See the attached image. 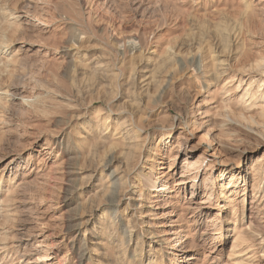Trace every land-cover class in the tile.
Here are the masks:
<instances>
[{"label":"rangeland","instance_id":"374dc122","mask_svg":"<svg viewBox=\"0 0 264 264\" xmlns=\"http://www.w3.org/2000/svg\"><path fill=\"white\" fill-rule=\"evenodd\" d=\"M255 4L256 12L246 14L241 0H0V264H24L45 253L49 260L40 264H78L80 254L82 264H122L124 255L118 254L116 245L134 213V238L141 242L143 260L137 258L135 264H149L153 256L152 264H230L234 242L230 230L249 225L247 218L242 221V197L232 195L229 200L236 203L219 212L224 205L220 193L226 192L218 183L215 187L207 183L213 195L209 214L200 225L192 222L195 217L187 225L193 214L189 210L178 223L181 206L191 202V186L185 195L177 190L186 156L176 157L172 148L180 139L198 144L209 132L191 163H198L212 138L226 144L212 147L211 153L235 162V178L264 161V120L252 124L232 115L239 126H226L222 108L230 98L221 85L209 89L219 97L215 108L198 107L195 96L210 69L192 66L187 59L199 43L218 41L240 27L251 31L248 50L264 56V0ZM19 15L24 18L13 19ZM170 48L179 53L175 67L157 69L169 65ZM228 51L222 46L217 50L224 66L226 60L233 64L238 58L237 48ZM157 81L161 86L167 82L165 95L155 94ZM10 89L16 90V102L4 95ZM139 103L148 142L127 174L125 157L109 150L103 140L110 141L115 132L111 121L116 110L128 111ZM239 106L243 110L233 107L235 112L246 115L248 107ZM107 117L109 131L102 128ZM209 159L211 164L214 159ZM9 163L17 168L14 183L4 172ZM205 174L210 178L209 172ZM122 176L128 182L141 181L142 186L124 188ZM115 181L121 185L112 205L106 195L114 190ZM156 182L159 190L168 183L171 193L152 191ZM240 185L239 193L243 180ZM251 185L249 177L247 190ZM208 191L192 201H206ZM108 212H113L115 231L105 232L100 225ZM161 214H166L164 219H158ZM179 224L184 226L182 235L189 236L185 247L191 250L178 252L177 261L166 240L177 239L170 234ZM248 238L255 245L253 255L263 254L255 255L252 264H264V244L250 233ZM158 240L165 242L163 262L150 248L157 247ZM134 248L135 243L128 249V262ZM190 257L194 259L188 261Z\"/></svg>","mask_w":264,"mask_h":264},{"label":"bare ground","instance_id":"6f19581e","mask_svg":"<svg viewBox=\"0 0 264 264\" xmlns=\"http://www.w3.org/2000/svg\"><path fill=\"white\" fill-rule=\"evenodd\" d=\"M241 1L245 7L244 10L246 14H253L256 12L257 4H258V3L255 4L256 0L255 1L254 0H241ZM260 1L261 0H259V2ZM23 18L24 16L19 15L13 19H16V20L18 19L19 21V19H23ZM250 36H251L250 30L248 29L246 30L240 27L238 33H233V34L232 32L225 33L222 35L221 38H218V41L208 40V41L199 43L197 48L194 49V51L189 52L187 54L188 55L187 59L188 61H190L192 66L197 64L199 66H203V68L210 69L208 76L205 78V86L204 87L202 86L201 92L198 91L195 96L196 101L199 102L198 107H205V108L207 107L208 109L215 108L213 105L217 104L216 100L219 97L217 95L212 96L211 94L212 91L211 90L209 91V89L212 87H217L218 85H221L222 86L221 91H223L224 94L228 93L226 98H230L228 100V103L230 105L225 104L224 107L222 108V116L226 120L225 124L226 126H230V127L239 126L238 123L235 122L231 118L232 115H236V119L244 120V121L246 120L247 123H252V124H256L257 121L264 120V56H255L253 55L252 51L248 50L247 42L248 41L252 42V40L249 39ZM251 44L252 43H250V45ZM221 46L228 49L229 53L231 52L232 47L237 48L239 50L238 54L236 55V57H238L237 60H235L236 57L234 59H231V60H235L233 64L231 63V61L226 60L227 63H226V66H224L225 63L218 60L217 57H219L220 54L217 52V50L220 49ZM167 55H168L167 59L169 61V65L163 64V65L156 67L157 69H169L170 67L172 68L175 67L179 53L170 48L168 49ZM160 82L161 81L159 82L157 81L156 84ZM233 83L236 84L235 90H232L230 86ZM157 85H158V89L161 87L162 88L158 90L156 86L155 94L158 93L160 96L165 95L168 88L166 89V86L164 85H167V82L166 83L164 82L163 86H161V84H157ZM233 87L234 85H232V88ZM15 92H16L15 89H10V91H7L6 93H4V95L5 96L7 95V97L11 98L10 100H12L13 102H16L17 94ZM238 93H242V94L240 95ZM234 102H238V103H234ZM140 104L141 103L134 104V107L128 111L116 110L117 117H115L111 121V123L113 124L112 126L114 127L113 130L115 132L114 134L111 133L113 135H110V137L112 136L110 141L103 140V143L105 144L107 148L109 147L108 148L109 150L120 151L121 155L125 157V160L127 161L126 169H125L127 174L134 170V167H132V162L138 160L139 157L142 156L145 145L148 142V138L145 137V133H146V130L148 129V126L144 125V123L141 121V116H139L140 107H142V105ZM240 104L248 107L246 108V112H247L246 115L245 114L243 115V113L237 114L235 112L234 108H240V110L242 109L241 106H239ZM253 109H257V110L255 111ZM206 112L207 110L205 111V113ZM251 113H254V114H251ZM197 115L198 116L202 115V113L199 112ZM109 120L110 118L107 117L106 120L103 122L104 126L102 128L104 130L106 129L108 131L110 130L111 123L109 122ZM1 123L4 124V122H1ZM183 130L185 131V129ZM208 135H210V133L206 132L205 136H202L198 144L189 142L188 140H181V139L173 144L174 147L172 148V150L175 149L176 154H177L176 157L179 156L181 158L184 155L186 156L185 158L186 161L184 162L185 168L184 167L181 168L183 173L177 185L181 188L177 190H179V192L184 191V195H185L187 194L186 193L187 186L189 185L191 186V194H190L191 202L189 203L186 202L184 205L181 206V209H180L181 214L178 218L179 220L178 223H181L182 221H184V219H186L185 213L188 212L189 210H192L193 214L190 218H188V220H186V224L189 225V219H192L195 217L194 220L196 221L193 220L192 222L194 223L196 222L195 224L200 225V223H202L201 221H203L206 215H208L209 212L211 211L212 205H213L211 203L213 195L210 194L212 191L211 190L208 191L209 189L207 188L206 184L208 183L211 186L215 187V185H217L218 183V187L220 188V190L226 192L225 195L220 193L221 197L219 198L224 205H221V206L218 205L220 206L219 212H221V210H225V212H227L230 206L233 203H236V200L231 201L229 199L232 197V195H235V196L239 195L240 197H242L241 202L244 206L242 210V221L245 218H247L248 223H249L248 226L243 227L244 229L241 228L240 230H238L234 228L230 230V233H234V236L232 234L234 242L230 250L228 261L230 264H252L251 259H253L255 255H256V258L263 257L262 252H259V253L256 252L253 255L254 252L253 250H251V248L255 245H250L249 242L251 241V238L249 240L248 236L250 233L252 236H256L257 239H259L260 244H264V161L261 163L254 164L252 168L250 169V171L249 169L248 170L246 169L242 172V175L239 176V178H237L238 176L235 178L234 177L235 172L233 168V165L235 164V162L234 161L232 162L229 158L217 159L216 154L211 153L212 147H215V146L223 147V146H226V144L220 140H216L215 138L214 139L212 138L210 140L208 139L210 146H207V148H205V150L202 152L203 154L199 156L198 163L196 164L191 163V159L195 157V154L200 152L204 148V145L206 144L205 141L207 140L206 137H208ZM191 136L194 137L193 132L191 133ZM163 138L160 137L161 140ZM173 157L175 159V155ZM209 158L214 159V161L211 164H209V160H210ZM149 161L153 162V160L151 159H149ZM206 162L207 164H205ZM154 165L155 164L151 166L152 170H154ZM240 167H241V162H239L237 168L239 169ZM16 169L17 168H15V166L12 163H9L4 169L5 173H9L8 178H11L9 180L11 182L13 181V183L16 181L18 177V173ZM206 171L209 172L210 178L205 177ZM249 177L250 178L252 177V185L250 186V189L248 188L247 190L246 186H247V180H249ZM120 180L124 188L130 185L132 186V188L138 190L142 186L141 181L139 182L129 181L128 182V180L127 181L125 180L124 176H122ZM240 180H243L244 185H243L242 192L240 191L239 193V190L242 187L241 185L239 186ZM113 184L114 186H112ZM119 185H121L120 182L118 181L113 182L111 186L114 188V190L110 188V190L108 191L106 195L107 197L110 198L109 201L112 205L116 203L114 197L115 196L117 197V193H118L117 191H118ZM161 186L162 187L159 190L157 186V182H156V184L154 183L153 185L150 186V188L152 189V191H156L157 193H160L161 195L163 193H171L169 191H172L171 190L172 188L169 187L168 183H164ZM248 187H249V184H248ZM203 190H206L209 193V194L207 193L206 195H204V197H206V201L201 202L200 204L192 201L196 197H198L199 193ZM113 191H115L116 193H114ZM121 192L125 193V189H123ZM133 194L136 195V192H134ZM177 197L178 196H176L174 199H177ZM141 208H143V206ZM174 211H176V208ZM112 213L111 212L105 213L100 222V225L104 227L105 232L109 230L115 231L117 229V224L112 222L111 220ZM116 213L118 212L116 211ZM171 213L170 215H173V212ZM165 216L166 214H161V217L158 219H164ZM134 217H135V213L132 214V218L128 221V227H127L128 231L126 232L125 237L123 238V240L121 241L119 240L120 244H118V246L116 245L117 247L116 249L119 251L118 254L123 253L124 255V257L121 258L123 262L122 264H135L136 262L135 260L137 258H138L137 260L143 261L142 252H141L142 245L140 244L141 242L140 240L135 242L136 239L134 238L135 228L137 225L135 221L134 223L132 222V219ZM235 222H237V215H236ZM163 223L164 222L159 223L161 225L160 228L164 227V225H162ZM194 223H192V226L194 225ZM182 227L184 226L179 224L175 228V231L177 232L170 234L172 235V237L176 235L177 239H175L174 241L173 239L166 240L167 241L166 243L169 244L171 249L175 251L172 255L174 258H176L177 261H179V258H181L178 252L184 251L186 253L191 250L189 247H185L187 246L186 243H187V239L189 238V236L187 234L182 235V233H184V229H182ZM234 227H235V224H234ZM87 231L88 230H86V234H87ZM164 232H166L165 229L161 231V233H164ZM146 233L151 235V238L155 237V234L153 232H150L147 230ZM205 235H208V234H205ZM177 241H181L182 243L181 245H179V247L176 245ZM113 243H117V240ZM133 243H135L134 257L130 258L128 262L125 257L127 255L128 249ZM164 243L165 242L163 240H160V241L158 240V242H155L157 247L155 246L152 247V245H150V248H152L156 254L159 253L161 255L162 262L165 257L163 254L164 252L162 250V245ZM125 245H127V248H125ZM155 258L156 256H153L149 264H152ZM83 259H84V255L80 254L78 256V264H82ZM193 259L194 257H190L188 261L193 260ZM48 260H49L48 254L45 253L44 255L39 256V258H34V259H29V260L26 259L24 261V264H40ZM233 260L235 261L233 262Z\"/></svg>","mask_w":264,"mask_h":264}]
</instances>
